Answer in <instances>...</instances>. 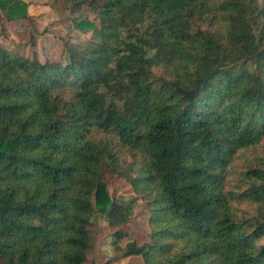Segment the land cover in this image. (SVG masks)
Listing matches in <instances>:
<instances>
[{
  "label": "trees",
  "instance_id": "16d2710c",
  "mask_svg": "<svg viewBox=\"0 0 264 264\" xmlns=\"http://www.w3.org/2000/svg\"><path fill=\"white\" fill-rule=\"evenodd\" d=\"M47 6L93 36L63 62L0 44V264H85L93 219L127 220L106 172L148 214L122 257L264 264V0Z\"/></svg>",
  "mask_w": 264,
  "mask_h": 264
},
{
  "label": "rangeland",
  "instance_id": "374dc122",
  "mask_svg": "<svg viewBox=\"0 0 264 264\" xmlns=\"http://www.w3.org/2000/svg\"><path fill=\"white\" fill-rule=\"evenodd\" d=\"M19 1L25 4L28 19L8 22L0 9V44L8 51L28 58L36 57L42 63L63 62L66 59L65 42L82 45L91 40L92 33L84 34L75 30L72 17L55 14L47 6L48 0ZM85 16L97 24L94 14ZM262 150L264 141L255 153ZM248 155L249 153V158ZM242 162L239 159L237 163ZM105 183L109 194L124 206L127 220L126 223L114 227L107 223L105 216L98 215L93 219L90 227L92 248L87 253L85 264H144L141 257H122V253L129 241H135L137 245L148 241V214L141 201L135 199L131 186L124 179L112 177L106 172ZM118 230L126 233L120 240L115 238Z\"/></svg>",
  "mask_w": 264,
  "mask_h": 264
}]
</instances>
